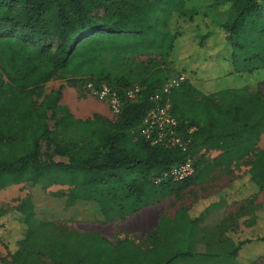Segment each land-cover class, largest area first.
Instances as JSON below:
<instances>
[{
    "label": "trees",
    "instance_id": "1",
    "mask_svg": "<svg viewBox=\"0 0 264 264\" xmlns=\"http://www.w3.org/2000/svg\"><path fill=\"white\" fill-rule=\"evenodd\" d=\"M212 2L230 5L233 19L217 24L206 14L183 13L178 0H0V191L24 183L58 184L69 189L68 206L94 203L104 222L122 221L193 186L195 156L215 151L224 167L251 160L246 176L213 195L209 206L222 199L236 204L264 193V149L258 148L264 135V9L260 0ZM191 44L197 47L188 49ZM213 62L217 69H212ZM54 77L83 90L88 81L105 84L119 96L135 87L141 91L135 102L123 98L114 120L99 115L78 120L60 105L62 86L35 101ZM180 77L183 82L164 99L179 122L196 129L187 153L152 147L136 134L152 106L150 96ZM187 156L196 168L193 177L152 184L154 176ZM202 203L171 220L161 218L143 247L98 234L70 232L53 238L54 224L38 221L25 198L15 208L24 233L10 261L194 260L198 256L190 244L207 211ZM261 214L264 204L247 208L239 216L243 224L233 217L220 222V233L231 236L234 264H257L264 258Z\"/></svg>",
    "mask_w": 264,
    "mask_h": 264
},
{
    "label": "rangeland",
    "instance_id": "2",
    "mask_svg": "<svg viewBox=\"0 0 264 264\" xmlns=\"http://www.w3.org/2000/svg\"><path fill=\"white\" fill-rule=\"evenodd\" d=\"M145 1L153 3L157 0ZM178 4H180L178 9L183 13L206 14L217 24L228 22L234 17V11L230 5L215 6L212 0H178ZM260 5L264 9V0H260ZM196 47L197 45L191 44L187 48L195 49ZM211 64L213 70L217 69L216 63ZM63 85H68L66 79L54 77L38 92L35 101L39 103L44 94L50 90H56L60 86L63 87ZM260 91L264 95V87H261ZM81 92L84 97H90L85 90L81 89ZM120 97L123 104V96ZM109 119H115L111 113H109ZM48 124L52 130V121H49ZM258 148L264 149V135L260 138ZM220 157L221 153L215 151L199 152L195 156L198 163L195 184L184 190L178 197L167 196L148 209L156 219L159 215V220L161 218L171 220L180 211L194 207L197 201H200V204L203 202L201 207L204 210L207 209L194 227L193 239L190 244V250L195 252L198 257L188 261L179 260L175 264H234L230 255L232 251L231 236L230 234L222 235L219 231V224L229 217L243 221L239 216L245 214L247 208L264 204V193H262L236 204L230 205L222 199L215 206H209L214 200L213 195L227 188L232 180L246 176L251 160L249 158L241 163H233L229 167H224L218 164ZM55 160L57 162L64 161L59 158H55ZM68 192L69 189L65 186L48 183L45 186L24 183L9 186L0 191V214H2L0 215V237L6 240V243L0 241V264H11L10 254L14 251L17 240L24 233V228L18 223L15 208L26 196L35 207L37 220L54 224L53 238L70 232L83 235L98 234L105 236L111 242L130 239L135 243L143 244V247L147 246L146 234L141 232L125 233L122 227L123 220L104 222L103 218L97 214V206L94 203L78 202L74 207L68 206L66 201ZM260 220L264 224V214L260 215ZM239 223L243 224L241 221ZM42 264H50V261L43 259ZM257 264H264V258L258 260Z\"/></svg>",
    "mask_w": 264,
    "mask_h": 264
},
{
    "label": "built area",
    "instance_id": "3",
    "mask_svg": "<svg viewBox=\"0 0 264 264\" xmlns=\"http://www.w3.org/2000/svg\"><path fill=\"white\" fill-rule=\"evenodd\" d=\"M183 77L167 81L164 86L154 92L149 98L152 106L142 119L137 136L152 147L165 150L175 149L187 153L193 142L196 129L179 122L171 113L169 103L164 99L170 90L178 87ZM84 90L90 97L108 106L113 117H117L122 108L121 97L112 88L105 84H96L88 81ZM140 88H132L124 92L123 98L135 102ZM196 168L192 157L187 156L181 163L171 166L166 171L152 178V184L159 187L167 183H179L195 175Z\"/></svg>",
    "mask_w": 264,
    "mask_h": 264
},
{
    "label": "crops",
    "instance_id": "4",
    "mask_svg": "<svg viewBox=\"0 0 264 264\" xmlns=\"http://www.w3.org/2000/svg\"><path fill=\"white\" fill-rule=\"evenodd\" d=\"M60 105L66 107L71 115L78 120L90 119L94 115H99L109 119L110 110L108 106L106 104L98 102L92 97H84V94L81 92L80 88H73L68 85H63ZM25 198H28V196H26ZM77 203H75L74 205H76ZM74 205H72V207H74ZM150 207L144 208L134 215L125 217V219L122 221L123 231L125 233L141 232L146 235L153 231L159 222V215L156 219L152 212L148 211ZM33 212L35 218L37 219L34 205ZM96 212L100 217H102L99 213L98 208Z\"/></svg>",
    "mask_w": 264,
    "mask_h": 264
}]
</instances>
